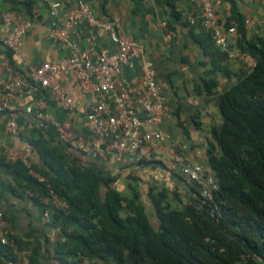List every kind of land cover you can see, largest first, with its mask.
<instances>
[{"label":"crops","instance_id":"0c3cea01","mask_svg":"<svg viewBox=\"0 0 264 264\" xmlns=\"http://www.w3.org/2000/svg\"><path fill=\"white\" fill-rule=\"evenodd\" d=\"M49 1L60 4L55 17L50 15L49 4L41 0H0V82L9 74L26 79L28 65L38 66L69 55L70 49L55 41L49 30L53 21L59 25L64 23L65 13L73 0ZM85 1L98 17L117 18L121 34L131 37L145 49V54L135 59L132 69L124 68L119 74L113 96L107 101L109 112L116 110L114 96L125 92L129 93L134 107L140 110L139 100L146 96L141 87L140 64L145 61L163 84L162 95L167 112L155 129L168 137L144 145L143 158L149 161L148 165H139L126 157L120 160H113L110 155L105 159L94 158L89 152L93 135L86 126L85 113L98 102L97 81L82 91L76 77L70 74L59 77L58 81L73 100L72 111L65 110L49 89L38 87L30 95L18 96L10 103V109L18 115L17 135L7 131V115L0 113V156H4L7 162H13L6 158L8 152L21 153L30 142L42 136L56 139L55 128L58 126L84 140L87 151L81 155L76 151L81 163L114 176L113 187L118 193L129 199L137 194L138 201L151 211L147 191L149 187L156 186L164 189L168 202L178 208L189 200L190 191L182 180L186 177L175 166L174 156L181 154L189 163L203 166L206 174H213L208 166L207 145L211 129L222 123L217 97L238 79L241 72L250 70L254 62L244 63L240 35L235 30L229 36L226 59L217 64L221 69L214 68L211 56L215 46L204 30L192 27L184 20L186 14L198 12L195 0H172L177 17L171 15L168 7L156 6L153 0ZM233 8L244 21H250L247 29L244 28L245 39H264V0H218L215 10L223 29L227 28L229 20L234 23L231 18ZM10 11L19 12L28 23L20 56L13 55L1 43L9 31L1 16ZM71 43L78 51L87 50L91 45L110 52L115 50L104 33H91L85 26L74 31ZM209 79L216 80L217 86L212 94L207 95L202 81ZM28 108L30 112H27ZM32 157L39 163L36 155ZM15 175L12 170L0 168V211L4 214L9 234L12 238L30 242V247L40 248L42 264H56L51 260L52 230L30 194L20 189L16 191ZM20 254L27 256L25 252Z\"/></svg>","mask_w":264,"mask_h":264},{"label":"trees","instance_id":"16d2710c","mask_svg":"<svg viewBox=\"0 0 264 264\" xmlns=\"http://www.w3.org/2000/svg\"><path fill=\"white\" fill-rule=\"evenodd\" d=\"M153 1L178 16L172 0ZM231 15L234 23L229 20L226 26L240 35L241 53L254 64L217 97L222 123L211 129L207 145L216 186L209 199L186 177L182 180L190 191L187 202L172 207L166 191L151 186L148 212L137 194L129 199L118 193L114 176L83 165L79 153L58 137L42 136L29 143L30 169L0 156V168L16 174V191L28 192L41 212L49 211V228L57 229L62 238L50 244L56 264H264V39L246 40L244 19L234 8ZM215 49L211 63L220 70L217 64L227 55ZM216 86L214 79L202 81L207 95ZM137 163L149 161L142 158ZM49 188L66 208L41 201ZM12 239L18 253H26L28 264H42L40 248ZM18 253L0 243V264H21Z\"/></svg>","mask_w":264,"mask_h":264},{"label":"built area","instance_id":"2783aa9c","mask_svg":"<svg viewBox=\"0 0 264 264\" xmlns=\"http://www.w3.org/2000/svg\"><path fill=\"white\" fill-rule=\"evenodd\" d=\"M41 1L49 4L50 15L55 17L60 4L49 0ZM195 2L198 12L186 14L184 20L188 25L198 26L204 30L215 48L227 53L230 46L229 36L235 33V29L234 27L223 29L215 10L218 0H195ZM1 20L9 27L8 34L1 39L2 45L13 55L20 56L28 23L17 11L2 14ZM249 24L250 21L245 20L244 28L247 29ZM81 26L87 27L91 33L92 31L104 33L114 45L115 50L110 52L105 48L91 45L87 50L78 51L71 43V37L74 31ZM49 32L55 41L70 49L69 55L38 66L28 65L26 67L28 78L26 79L9 74L0 82V113L7 115L6 129L10 134L17 135L19 133L18 115L10 109L11 101L18 96L30 95L38 87L49 89L65 110L72 111L73 100L58 81L59 77L71 74L76 77L82 91H86L94 80L97 81L95 90L98 102L85 113L86 126L93 135L89 152L94 158L105 159L110 155L113 160L126 157L129 160L138 161L144 157L143 147L145 144L158 142L168 137L166 133L155 129L167 112L163 102V84L157 80L154 69L145 61L140 64L141 87L146 91V96L139 100L140 110L134 107L129 100V93L125 92L114 96L116 110L113 113L109 112L107 101L113 96L119 74L124 68L132 69L135 59L145 54L142 44L121 34L117 18L98 17L85 0H73L65 13L64 23L59 25L53 21ZM242 58L246 64L252 62V58L247 54L242 53ZM30 110L28 108L27 112ZM40 118L46 120L43 116ZM42 126L41 123L40 127ZM55 130L58 139L79 152L80 155L87 151L82 138L65 132L58 126ZM31 155V146L28 145L21 153L8 152L6 158L13 162L21 161L30 169ZM174 163L184 177L194 180L198 184L201 196L209 199L211 191L216 188L213 176L206 174L203 166L189 163L181 154L174 156ZM29 173L39 182L44 181L43 177L33 170H29ZM41 201L45 205L66 208V204L50 188ZM42 216L46 222H50L48 210H43ZM61 241L62 238L58 230H52L51 242L59 243ZM0 243L12 246L18 253L1 212ZM18 255L21 264H28L27 257L20 253Z\"/></svg>","mask_w":264,"mask_h":264},{"label":"rangeland","instance_id":"374dc122","mask_svg":"<svg viewBox=\"0 0 264 264\" xmlns=\"http://www.w3.org/2000/svg\"><path fill=\"white\" fill-rule=\"evenodd\" d=\"M183 203H185V202H183ZM149 212V211H148Z\"/></svg>","mask_w":264,"mask_h":264}]
</instances>
